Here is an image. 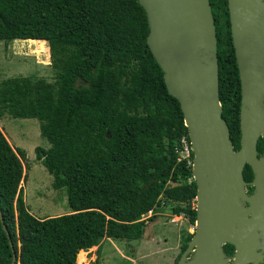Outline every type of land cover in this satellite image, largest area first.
Wrapping results in <instances>:
<instances>
[{
    "label": "trees",
    "instance_id": "trees-1",
    "mask_svg": "<svg viewBox=\"0 0 264 264\" xmlns=\"http://www.w3.org/2000/svg\"><path fill=\"white\" fill-rule=\"evenodd\" d=\"M209 3L222 118L238 151L240 82L227 0ZM148 33L137 0H0V41H46L56 72L51 83L30 77L0 82V119L40 122L50 148H36V157L53 189L66 190L72 211L42 220L29 213L20 195L25 152L13 149L0 130V212L18 264H84L85 252L105 239L139 241L148 213L168 203L173 216L195 225L193 155H179L188 129L147 46ZM257 151L261 156V139ZM243 178H254L248 166ZM192 237H185L175 264ZM226 250L232 255L231 246ZM11 261L0 222V264Z\"/></svg>",
    "mask_w": 264,
    "mask_h": 264
},
{
    "label": "water",
    "instance_id": "water-1",
    "mask_svg": "<svg viewBox=\"0 0 264 264\" xmlns=\"http://www.w3.org/2000/svg\"><path fill=\"white\" fill-rule=\"evenodd\" d=\"M137 1L148 22L147 46L164 74L168 94L180 105L193 155L195 233L177 264H222L226 244L237 250L234 264H257L264 260V156L259 158L257 151L258 140L264 142V0H227L240 82L238 151L222 118L209 0ZM246 166L254 175L251 195L245 191ZM0 222L11 264H18L1 212Z\"/></svg>",
    "mask_w": 264,
    "mask_h": 264
},
{
    "label": "rangeland",
    "instance_id": "rangeland-1",
    "mask_svg": "<svg viewBox=\"0 0 264 264\" xmlns=\"http://www.w3.org/2000/svg\"><path fill=\"white\" fill-rule=\"evenodd\" d=\"M30 48L27 43L19 41H0V82L13 77L44 79L49 83L54 81L56 72L51 66L49 45V60L45 59V55L41 58L33 55ZM39 125L37 119H14L8 115L0 119V130L11 147L25 152L22 162L25 180L20 183V195L29 213L42 220L69 215L72 211L67 203L66 190L53 189L52 176L36 157V148H50L40 134ZM188 158L180 156L182 160ZM172 206L168 203L148 213L146 220L149 223L139 241L105 239L98 247L85 252L84 264H175L187 234L194 236L195 225L189 224L183 216H173ZM193 254H189L184 263L191 260ZM220 260L222 264H234V260L225 256Z\"/></svg>",
    "mask_w": 264,
    "mask_h": 264
},
{
    "label": "bare ground",
    "instance_id": "bare-ground-1",
    "mask_svg": "<svg viewBox=\"0 0 264 264\" xmlns=\"http://www.w3.org/2000/svg\"><path fill=\"white\" fill-rule=\"evenodd\" d=\"M21 43H27L29 46H31V53L33 55H36L38 57H44L45 55V59L49 60V49H48V43L46 41H39V40H30V41H19ZM44 46L46 47V49H44ZM32 47H35L34 49H32ZM92 250V249H91Z\"/></svg>",
    "mask_w": 264,
    "mask_h": 264
},
{
    "label": "flooded vegetation",
    "instance_id": "flooded-vegetation-1",
    "mask_svg": "<svg viewBox=\"0 0 264 264\" xmlns=\"http://www.w3.org/2000/svg\"><path fill=\"white\" fill-rule=\"evenodd\" d=\"M263 156H264V142H263V153H262L261 156L258 155V157L261 158ZM251 182H247V186H246V193H247V195H251L253 193L252 192V193L249 194L247 192L248 187H252L251 186ZM245 206H246V204H245ZM228 246L229 247L231 246V248H232V251H233L232 255H230L229 252L226 250V247H228ZM222 250H223V254H224L225 258H227L229 260H232V261L235 260V254H236L237 250H236V248L234 246L229 245V244H226V245H223L222 246ZM257 253L260 254V253H263V251L260 249V250H257ZM257 264H264V260L261 259V260L257 261Z\"/></svg>",
    "mask_w": 264,
    "mask_h": 264
},
{
    "label": "built area",
    "instance_id": "built-area-1",
    "mask_svg": "<svg viewBox=\"0 0 264 264\" xmlns=\"http://www.w3.org/2000/svg\"><path fill=\"white\" fill-rule=\"evenodd\" d=\"M179 155L181 157H188L190 156V153L192 152L190 149V144L187 142V140L185 138H182L180 140V149H179ZM149 214H151V212H149Z\"/></svg>",
    "mask_w": 264,
    "mask_h": 264
},
{
    "label": "crops",
    "instance_id": "crops-1",
    "mask_svg": "<svg viewBox=\"0 0 264 264\" xmlns=\"http://www.w3.org/2000/svg\"><path fill=\"white\" fill-rule=\"evenodd\" d=\"M149 223V222H148ZM148 223L146 224V226H148Z\"/></svg>",
    "mask_w": 264,
    "mask_h": 264
}]
</instances>
